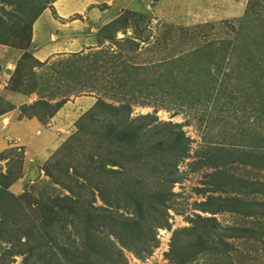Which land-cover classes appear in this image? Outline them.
Instances as JSON below:
<instances>
[{
  "label": "rangeland",
  "instance_id": "374dc122",
  "mask_svg": "<svg viewBox=\"0 0 264 264\" xmlns=\"http://www.w3.org/2000/svg\"><path fill=\"white\" fill-rule=\"evenodd\" d=\"M108 1L112 7L107 8L113 10H116L119 3L123 2L122 0ZM84 2L76 4L84 5ZM124 2L125 11L120 8L123 12L115 19L117 20L115 26L110 24L111 26L101 27L110 39L107 41L108 44L99 51L106 49L108 53L112 54L120 52L124 60L129 63L152 65L154 67H151L152 69L148 73L160 77V83H165L167 76L164 71L168 61L175 58L176 61L178 57L199 46L213 43L218 46L217 51L219 50L220 54L215 57V63L210 65L212 68L210 73L213 75L216 71L218 74L221 72V77L218 75V82L223 85L222 89H225L221 94V99L215 102L218 104L214 108H212V103L207 109L205 106L199 105L191 107L192 105L188 104V99L183 103V107L179 108L174 105H172L174 108H155L153 104L132 106L130 118L140 114L155 113L158 121L181 123V131L184 132L185 137H188L190 148L188 158H184L177 166L178 174L182 179L173 184L171 187L173 197L163 207L168 224L165 228L154 229L158 246L152 249L145 259H139L133 253L124 250L127 264H174L169 255L174 232L176 229L191 226L190 219H195L196 214L202 217H214L218 229L205 239L208 238V241L216 248L212 253H201L195 260L186 264H264V207L261 206L264 196L262 194L255 190L251 194L243 196L246 207L253 215H245L244 212L238 210V212L222 211L212 215L199 211L200 207L198 206V203L205 200L208 195L219 196L220 199L231 196V193L214 191L215 177L211 176L214 168L210 165L214 162L237 178L248 182L255 180L264 182V170L261 166L253 165L247 162L248 160L244 161V158L240 159L241 153L243 156V153L249 152L246 146L248 138L253 136L251 139L256 137L258 139V132L264 133V113L258 115L261 113L259 110L264 111V103L259 105L262 103V98L259 97H261L260 91L263 88L260 89L258 82L252 79L255 74H258L256 72L261 70L258 68L263 56L257 50H250V44L247 43L249 42L247 34L254 35L258 38L257 40L264 37V0H137ZM50 5L44 9L49 16L48 20L55 15V11ZM57 7H62V4L57 3L56 9H58ZM100 8H106V6L101 4ZM144 9L150 12V17H144ZM89 10L87 9V14ZM111 12L114 11L111 10ZM94 13L97 15H84L91 21L101 22L104 18L102 12L99 10ZM243 21L255 24L243 30L246 35H243V42H241L242 39L237 36V32ZM45 26L42 20L40 27L44 28ZM116 27L119 31L113 36L112 31ZM15 35L24 37V32H16ZM86 44L89 48L83 44L82 50L95 48V43L92 41ZM96 44L98 47L101 46ZM233 45L238 46L233 49ZM26 47L25 39L21 48L13 45L0 46V86L4 84L3 88L6 89L5 85L8 84L7 87L10 85L11 90L19 92V94L22 93V97L23 94L31 90L34 94L32 95L34 99L31 100L46 98L50 103H55L64 96L69 101L78 97V103L74 105L76 107H73L69 102L66 108L62 105L52 116H42L37 121L33 120L29 126L32 127L31 129L35 127V130H38L33 137H31L32 134L29 133L27 125L23 126L15 122V127H5L7 122H11V120L13 122V118L20 114V108L13 110L10 121H8L9 119L0 121V128H5L4 133L10 135L18 133L20 136H0V256L6 254L7 250L11 248L10 244L6 242L11 237H15L12 239L15 241L13 243H18L16 249L21 251L26 249V245H21L24 238L20 241L15 239L21 235L20 230L22 231L24 228L27 230L31 223L40 225L44 223L45 227L49 225L48 231H51L52 235L55 231L62 229L59 228L61 223L58 224L55 220L52 223V219L43 220L40 214L45 210L48 212H50L49 210L55 212L58 210L57 207H52V201H55L57 195L62 197V195L68 194L66 188H62L63 185L72 188L75 194L79 193L82 197L81 202L76 205L77 207L88 202L93 206H105L99 197V188L107 194H112L119 185L131 191V189H136L138 177L145 174L143 177L145 179L148 176L134 165L127 166L122 173L112 170L117 169L118 166L106 165L107 170L98 167V164L101 165L99 162L101 160L97 159L100 158L106 164H109L110 159L124 160L118 158L121 156L119 151L116 154L113 152V148L98 146L96 134H92V132L93 130L98 132L97 128L101 123L82 118L83 113H86L91 106L89 100L83 99L82 96L98 97L102 94L100 88L104 84L103 81H100V74H95L97 81L92 76L85 78L80 69L73 66V63L71 66H65L66 70H62L61 78L55 79L56 75L49 65H36L31 57L27 56V53L24 52ZM248 50L252 52H250L251 55H248ZM92 51L96 50L91 49L87 52L82 51V53ZM68 54L53 59L69 57V63L77 61L75 57H71L74 56L73 54ZM220 55L225 58L221 59ZM54 60H50L48 63ZM162 63L164 64L162 65ZM11 64H14L15 68L17 67L12 79ZM76 64L81 65L79 62ZM86 75L90 74L86 73ZM30 79H34L36 83L30 84ZM60 79L62 82L59 81ZM186 84L188 83H184V85ZM212 84V82L209 83V85ZM60 86L67 88L69 93L62 92V96L63 89L59 88ZM93 88H97L98 91L91 92L90 90ZM136 90L137 88L133 91L136 92ZM3 93L0 94L2 99L0 101L1 104L3 102V106L7 110L8 104L5 103L7 98ZM231 93L235 95L233 99H231ZM51 94L57 97L49 100ZM171 96L175 95L171 94ZM168 100L169 98L166 97L165 102ZM226 102L231 106L226 105ZM43 110L45 108L41 107L36 112L41 113ZM60 121L65 123L62 129L55 128ZM79 127L82 128V131H79ZM254 150L257 153L260 152V148L258 149L257 146ZM214 152H219V154L211 161L199 166L193 163L194 160L214 156ZM227 154L229 159L234 162L229 163V161L223 166L221 163L226 162ZM91 156H94L95 159L90 160ZM46 169L52 170L61 183H53L46 175ZM73 174L74 177H72ZM149 177L151 176L149 175ZM153 179L155 178L152 176L150 180ZM148 188L150 187L148 186L146 189ZM201 189H205V193L200 192ZM49 194L54 199H50L52 201L47 204V201L42 199H46V195ZM122 197L123 195L120 194V197L117 198L121 199ZM118 203L122 202L119 200ZM149 218L152 221L151 213L148 220ZM85 222L86 218L82 219V224ZM19 224H22V227L16 231L15 228L17 229ZM237 229L241 231L251 229V232L241 237L229 236ZM68 231L63 228L57 234L58 239L65 245H68L66 241L69 242L70 248L78 249L82 258H92L94 255L87 253L86 247L79 243V236ZM186 238V235H180L176 239V241L179 240V243L175 248L181 247ZM51 239V237L40 239L46 244L41 252L44 258L46 255L48 257L52 255L51 258H48V260L53 259L52 264H80L81 257L76 254L70 258L71 260H67ZM219 239L221 242L216 244ZM224 242L228 245H225ZM26 255L10 258L6 256L4 259L9 264H22L27 257L25 261L30 263L31 257Z\"/></svg>",
  "mask_w": 264,
  "mask_h": 264
},
{
  "label": "trees",
  "instance_id": "16d2710c",
  "mask_svg": "<svg viewBox=\"0 0 264 264\" xmlns=\"http://www.w3.org/2000/svg\"><path fill=\"white\" fill-rule=\"evenodd\" d=\"M54 1L0 0V45H13L21 48L25 39L27 46L25 49L27 50L30 47L32 38L31 26H33V23L47 5L52 4ZM144 11L147 13H143L144 17H150V12L146 9ZM115 21L117 20H112L104 27L110 24L115 26ZM253 24L250 21L247 23L245 21L241 22L237 36L242 39L243 35H246L243 30L248 29ZM103 28L98 31L100 40H102L101 37L108 38ZM118 30L117 27L113 29V36ZM20 31L24 32V37L15 35L16 32L19 33ZM247 36L250 50H257L263 56L260 59V67L258 68V70H261L252 77L254 81L258 82V87L260 89L263 88L262 91L259 90L261 92V97L259 98H262V103L259 104L261 106L264 103V37L261 40H257L258 38L254 35L247 34ZM241 42H243V39ZM237 46L233 45V49ZM100 49L84 54L71 53L74 55L71 57H75L77 60L75 62L71 61L72 63H69V57L57 59L51 61V63H48V61L41 62L29 52H26V50L24 52L31 57L36 65H49L54 75H56L55 79L61 78L62 70H66L65 66H71L73 63V66H77L85 78H91L92 76L97 81L95 74H100V81H103L102 83L104 84V87L101 86L100 88L102 94L96 97L88 111L83 113L82 118L101 123L100 127L97 128L98 132L94 130L92 132V134H96L98 146L100 148L102 145L106 148L108 147V149L113 148V152L116 154L119 151L121 156L118 158L124 160L118 161L116 159V161L110 159L109 164H106L100 158L97 159L98 161L101 160L99 161L101 165L98 164V167L107 170L106 165L118 166L117 169L112 170L122 173L127 166L134 165L148 176L145 179L143 178L145 174L138 177L136 189H131L132 192L122 185H119L112 194H107V192L99 188V197L105 206H93L92 203L88 202L87 204H82L81 207H77L76 205L81 202L82 197L79 193L75 194L74 190L66 185H63L62 188H66L68 194L62 195V197L57 195L55 199L49 194L46 195V199H42L46 200L47 204L54 199L52 207H57L58 209L56 212L53 210H49L50 212L48 210L42 211L40 215L43 220L52 219L51 222L55 220L58 224L61 223L59 228H64L79 236V243L86 247L85 251L87 253L94 255L92 258H82L78 249L69 247V242L66 241L68 245L62 243L63 241H60L57 237V234L62 229L55 231L52 235L51 231H48L50 229L49 225L45 227L44 223L41 225L31 223L27 230L25 228L22 231L20 230L21 235L15 239L20 241V239L24 238L21 245H26V249L22 251L16 249L18 243H13L15 241L12 240L15 237L9 238L10 240L6 242L10 244L11 248L7 250L6 254L0 256V264H9L4 259L6 256L10 258L17 255L25 256V254L31 257L32 262L25 261L27 257H24L25 260L22 264H52L54 262L53 259L48 260L52 255L49 257L46 255L45 258L44 255H41L43 246L46 244L40 239L50 237L67 260H71L70 258L76 254L81 257L80 264H127L124 250L133 253L139 259H145L152 252V249L158 246L154 229L165 228L168 224L163 207L173 197V193H171L173 184L178 183L182 179L181 175L178 174L177 166L179 162L189 156V139L181 131V123L158 121L155 113L140 114L130 118L131 109L133 105L150 106L152 104L155 108H174L175 106L179 108L183 107V103L187 99L189 100L188 104L192 105L191 107L199 105L205 106V109H207L209 104L212 103V108H214L218 104L215 102L221 99V94L225 90L222 89L223 85L218 82V75L221 77V72L218 74L216 71L213 75L210 73V70H212L210 65L215 63V57L220 52L219 50L217 51L218 46L216 44L212 43L210 45L207 43L178 57L176 61V58L168 61L164 71L167 76L165 83H160V77H155L153 74L148 73L151 71V67L154 66L129 63L124 60L120 52H115L113 55L108 53L106 49L99 51ZM250 50H248V55L252 53ZM220 58L224 59L225 57L220 55ZM76 62L81 65H77ZM67 68L70 69V67ZM16 71L17 67L12 71L11 79ZM86 73L90 75H86ZM20 78L21 75L19 80ZM59 81L62 82L61 79ZM210 82L213 84L209 85ZM29 83L33 84L36 82L34 79H30ZM184 83L188 84L184 85ZM72 87L71 89H73ZM59 88L63 89L61 91L62 96V92H66L65 94L69 93V90L63 88V86ZM136 88L137 90L134 92L133 90ZM94 90L98 91L97 88H93L90 91L93 92ZM30 92L31 90L26 94ZM171 94L175 96H171ZM233 96L235 95L231 93V99H233ZM55 97L57 96L51 94L49 95V100L55 99ZM166 97L169 100L165 102ZM173 97L175 99L172 100ZM0 100H2L1 97ZM66 100L67 98L63 96L62 99L55 101V103H50L48 99L40 98L32 104L22 105V113L25 116H34L38 119L42 116L50 117ZM204 103L207 104L205 105ZM226 105L231 106L228 102H226ZM41 107H44L45 110L41 113L36 112ZM4 110L3 102L1 104L0 101V114ZM259 111L261 113L258 115L264 113L263 110ZM208 114L210 113L208 112ZM80 130L82 131L81 127H79ZM258 133V139L257 137L251 139L253 136L248 138L246 146L249 152L243 153V156L241 153L240 159L244 158V161L248 160L247 162L259 165L264 170V133ZM246 146L244 145V147ZM256 146L258 149L260 148L259 153L254 152ZM218 154L219 152H214V156L194 160L193 163L199 166L211 161ZM226 157V162L221 163L223 166L229 161V163L234 162V160L229 159L228 154ZM92 159H95V157L91 156L90 160ZM243 160H241V163H243ZM210 165L214 168L211 174V176L215 177V182L213 181L215 185L214 191L225 194L231 193V196L220 199L221 197L219 196L208 195L205 200L198 203L199 211L212 215L222 211H242L245 215H253L246 207L243 196L251 194L255 190L264 196V182L260 180L248 182L226 172V169L220 167L216 162ZM45 173L53 183H61L52 170L46 169ZM152 176L155 179L150 180ZM72 177H74V174ZM148 186L150 188L146 189ZM151 189L152 191H150ZM205 191V189H201L200 192L205 193ZM120 194L123 197L118 199L117 197H120ZM119 200L122 203H118ZM261 206L264 207V200ZM150 213L153 217L152 221L150 218L148 220ZM195 217V219H190L192 222L191 226L176 229L174 232L169 254L174 264H186L195 260L201 253H212L216 248L208 241V238L205 239L218 229L214 217H202L199 214H196ZM84 218H86V222L82 224V219ZM18 223L21 222L18 221ZM21 227L22 224H19L15 230L17 231ZM250 232L251 229L243 231L237 229L229 236L241 237ZM182 234L186 235L187 238L181 247L175 248L179 243V240L176 241V239ZM219 242H221L220 239L216 244ZM224 244L228 245L226 242Z\"/></svg>",
  "mask_w": 264,
  "mask_h": 264
},
{
  "label": "crops",
  "instance_id": "0c3cea01",
  "mask_svg": "<svg viewBox=\"0 0 264 264\" xmlns=\"http://www.w3.org/2000/svg\"><path fill=\"white\" fill-rule=\"evenodd\" d=\"M85 1L84 5L76 4L77 2ZM113 1V0H112ZM111 1V2H112ZM123 2L119 3L116 10L110 9L112 7V4L107 2V0H55L50 6L54 9L55 15L53 18L51 17L48 20L47 14L45 11L41 13V15L38 17V19L33 23L32 26V38L30 47L26 50V52H29L35 59L43 62V61H50L54 60V57H64L67 56L66 53H82V51H88L91 49H100L106 44H108V38L101 37L102 40H100L99 36V30L104 25L108 24L112 20H115L117 16H119L123 11H125V2L124 1H132L135 2L137 0H122ZM142 1V0H139ZM75 4H72V3ZM60 3L62 4V7H57L56 4ZM101 4H104L106 8H100ZM64 5V6H63ZM98 7V8H97ZM110 7V8H107ZM115 8V7H114ZM120 8H123L122 10ZM87 9H90L87 14ZM49 10V9H48ZM101 11L102 16L104 17L101 22L91 21L89 17H85L84 14H87L89 16L90 14L92 16H96L97 14L94 13V11ZM114 11V12H111ZM53 11V12H54ZM50 12V11H49ZM96 18V17H95ZM44 22V25H46L44 28L40 27L41 22ZM57 21V22H55ZM59 21V22H58ZM44 29V32H43ZM87 30V31H86ZM119 31V30H118ZM95 43V48H90L88 50H82L83 44H85V47H88L89 42ZM102 41V42H100ZM100 44L101 46H96L97 44ZM4 46V45H0ZM93 46V44H92ZM8 47V46H6ZM10 48V47H9ZM13 49V48H11ZM68 54V55H69ZM54 58V59H53ZM11 70L13 71L15 69V65L11 64ZM13 68V69H12ZM8 74V73H7ZM8 84H6V89H4V84L0 86V94H5V103L8 104L7 110H4L0 114V121H3L4 119H9L10 121L12 119V113L13 110H17L20 108V114H18L16 117H14V121L7 122V124H3L5 127H15V122L17 124H22L23 126L27 125V129L29 133L32 134L31 137L35 135V132H38V130L31 129L32 127L29 126L30 123H32L33 120L37 121L38 118L36 117H28L25 116L22 113V105H29L32 104L33 101L37 100H31L34 99L32 95V91L28 94H19V92H15L10 89V85L7 87ZM8 88V89H7ZM20 95V96H19ZM78 97H76L73 101L67 100L63 106L66 108L67 104L70 102L73 107L75 104L78 103ZM83 99L89 100V105H92L95 101L94 96H82ZM7 115V116H6ZM39 122V120H38ZM63 124H65L63 121H60L57 123L55 128L62 129ZM33 126V125H32ZM5 128H0V136H19L18 133L16 135H10L7 133H4ZM35 130V131H34ZM45 130V129H43ZM50 130V129H47ZM51 132V131H49ZM53 132V131H52Z\"/></svg>",
  "mask_w": 264,
  "mask_h": 264
},
{
  "label": "clouds",
  "instance_id": "9594fccd",
  "mask_svg": "<svg viewBox=\"0 0 264 264\" xmlns=\"http://www.w3.org/2000/svg\"><path fill=\"white\" fill-rule=\"evenodd\" d=\"M117 32H118V31H117ZM95 98H96V97H95ZM67 100H68V99H67ZM67 100H66V101H67ZM63 104H64V103H63Z\"/></svg>",
  "mask_w": 264,
  "mask_h": 264
}]
</instances>
